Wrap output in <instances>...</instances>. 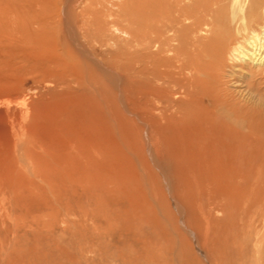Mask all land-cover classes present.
<instances>
[{"label": "bare ground", "instance_id": "obj_1", "mask_svg": "<svg viewBox=\"0 0 264 264\" xmlns=\"http://www.w3.org/2000/svg\"><path fill=\"white\" fill-rule=\"evenodd\" d=\"M240 1H232L234 37L225 10L211 11L205 0H0V56L10 61L0 67V97L28 76L52 86L48 106L60 111L41 144L55 177L124 196L140 221L162 219L166 205L182 219L177 236L203 251L183 222L186 207L208 218L209 229L222 201L241 200L239 173L261 183L251 170L264 153V0H251L246 12ZM216 29L227 37H215ZM205 30L208 46L198 48ZM99 46L107 50L96 53ZM16 58L22 65L9 68ZM86 108L96 120L84 122ZM164 156L177 164L178 188ZM205 195L210 207L193 210Z\"/></svg>", "mask_w": 264, "mask_h": 264}, {"label": "rangeland", "instance_id": "obj_2", "mask_svg": "<svg viewBox=\"0 0 264 264\" xmlns=\"http://www.w3.org/2000/svg\"><path fill=\"white\" fill-rule=\"evenodd\" d=\"M205 1L211 11L219 7L225 10L223 26L235 37L239 19L230 23L233 0ZM250 1H240L244 2L245 12ZM201 11V6L196 9L198 17ZM207 19L205 22L210 28L209 16ZM213 33L218 38L227 37L221 35L220 29ZM198 37L206 38L204 43L197 42L198 48L208 46L209 31L199 33ZM98 48L95 52L99 54L107 50L103 46ZM3 53L2 50V56ZM2 56L0 64L4 66L10 61L6 55ZM227 58H223L226 64ZM16 59V63H9V68L22 65ZM0 77L1 81L4 75ZM39 80L30 76L22 78L20 83L12 80L9 89L13 93L0 97V264H264V163L261 162L264 153L251 170L261 174V183L250 182L249 170L244 174L249 182L239 173L237 181H241L238 182L241 185L237 186L242 189V198L231 204L221 200L226 212L213 211L219 220L210 223V231H206L208 218L194 216L186 207L183 222L197 233L200 245L205 243L201 251L198 243L177 236L176 224L182 219L166 205L162 219L161 216L153 219L151 213L140 221L131 216L132 201L126 205L124 196H100L89 189H80L77 184L62 183L55 177L50 168L52 160L41 142L42 138L50 136L47 122L60 110L49 107L51 99L45 95L46 90L55 89ZM87 109L82 112L84 122L96 120ZM99 115L103 120L105 116ZM170 149L169 154L175 151L173 147ZM162 158L170 159L171 176L178 188L180 178L175 160L169 156ZM250 176L254 180L252 174ZM220 196L217 195V199L222 198ZM201 199H204L203 205L196 202L193 210L210 207L206 195ZM198 250L208 256V261L202 260Z\"/></svg>", "mask_w": 264, "mask_h": 264}]
</instances>
